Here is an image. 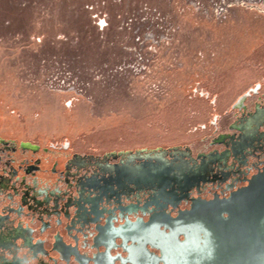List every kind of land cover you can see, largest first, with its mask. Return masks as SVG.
Instances as JSON below:
<instances>
[{
  "label": "rangeland",
  "instance_id": "obj_1",
  "mask_svg": "<svg viewBox=\"0 0 264 264\" xmlns=\"http://www.w3.org/2000/svg\"><path fill=\"white\" fill-rule=\"evenodd\" d=\"M257 85L258 96L251 93ZM246 93L245 107L234 108ZM262 93L264 0H0V139L16 150L0 148V174L12 177L6 170L16 161L19 178L11 195H0V213L24 206V179L34 195L37 186L67 198L66 206L74 203L78 178L95 173L92 165L68 169L74 155L96 160L174 147L194 158L225 152L215 139L238 133L233 125L261 103ZM23 141L38 153L19 150ZM148 197L125 200L144 204ZM112 203L104 199L102 210L114 209ZM43 212L24 208L11 219L36 230ZM44 213L51 224L37 234L49 251L44 264H67L49 243L57 229L70 240L48 218L52 212ZM69 214L71 225L79 221L74 206ZM86 241L78 248L91 255Z\"/></svg>",
  "mask_w": 264,
  "mask_h": 264
},
{
  "label": "bare ground",
  "instance_id": "obj_2",
  "mask_svg": "<svg viewBox=\"0 0 264 264\" xmlns=\"http://www.w3.org/2000/svg\"><path fill=\"white\" fill-rule=\"evenodd\" d=\"M55 83L58 88L62 87V83ZM243 99L241 96L234 108L245 107ZM261 121H264V115L255 124L245 127L244 123L242 128H237L241 131L237 141L224 134L215 139V144L227 145L224 155L219 156L215 151L201 154L196 160L188 149L176 150L178 147L128 151L123 153L130 154L131 159H123L121 152L118 164L105 165L113 167L112 173L101 171L99 166L97 172L103 182L107 179L113 185L126 188L129 194L151 193L153 205L160 210L167 204L176 206L193 186L198 187L200 181H208L215 167L219 168V163L225 162L226 153L241 155L252 146L256 140L253 137L255 128ZM220 199L219 196L209 202L193 199L191 211L181 213L178 220L170 219L171 216L161 211L151 216L150 226L141 224V221L128 222L117 231L127 250L128 261L147 264L142 249L149 243L159 249L163 264H229L241 256L244 258L240 263L264 264V173L253 175L247 187L232 193L228 200ZM160 224H164L163 230L158 229ZM253 232L256 237L252 236ZM181 233L183 237L179 236ZM128 240L136 242V245L125 246ZM158 260L154 258L153 264ZM95 263L97 260L94 259Z\"/></svg>",
  "mask_w": 264,
  "mask_h": 264
},
{
  "label": "flooded vegetation",
  "instance_id": "obj_3",
  "mask_svg": "<svg viewBox=\"0 0 264 264\" xmlns=\"http://www.w3.org/2000/svg\"><path fill=\"white\" fill-rule=\"evenodd\" d=\"M260 89H262V86L257 85L253 93L258 96ZM260 96L261 97H259L258 100H262L261 103H256L251 111L246 112L245 115L233 125L232 131L239 133L232 135L234 141H237V138L241 135V131L237 130V128H242L241 126L244 123L245 127L255 124L259 118L264 115V93ZM249 97V94H247L244 97L243 102ZM256 108H258V112L254 113ZM248 114L250 115L247 116ZM263 126L264 121H261L256 128L254 127L256 132H254L253 137L256 140L253 142L252 146L245 150L244 153L241 152V155L234 154V152L231 154L226 153V157H224L225 162L223 161L222 163H219V168L217 166L215 167L213 177L203 183L200 181L201 184L198 187L193 186L189 192L184 194L186 198L181 199L176 206L167 204L161 210L153 205L154 201L151 193H148L149 197L144 204L136 203L135 201H126L125 197L140 200V196L143 193L129 194L127 189L122 186H117L116 184L113 185L112 183H109L107 179L104 182L102 181V176L97 172L98 166L101 171L103 170L112 173L111 169L113 167L108 168L105 165L108 163L112 165L115 164L111 163L112 161H117L119 163L121 157H118V154L121 152L123 159H131L130 154L123 153L128 151L110 152L96 160L89 158L93 156L74 155L67 164L68 169H70L71 165L74 166L72 167L74 170L88 168L92 165L95 166V173L91 176L78 178L77 189H79V198L76 199L74 203L67 206V198L65 199L59 196V198L56 199V193L50 194L45 189L38 188L37 186L34 191L35 195L31 189L27 191L26 187H29L30 185L26 184V179H24V186L21 188L24 197L23 200H26L24 206L22 207L20 205L18 208H11V213H0V264H30L27 262V257L19 255V244H22L25 247L27 254L31 258H38V261L35 264H44L41 256L49 257V251L45 247V240L37 237V234L40 233V235H43L51 228L50 221L44 219L47 217V213L44 212L50 211L52 213L48 218H52L54 225L60 227L62 232L70 240V243L66 242L63 234L58 229L52 234L49 249L51 252L55 253L62 262L67 264L70 261H73L75 264H94V262L89 260L95 259L97 260V263L95 264H111L112 260H114V264H131L130 261H126V263L124 262L125 260H128V253L123 247L121 237L117 236V231L123 228L128 222H132L133 224L138 223V221H141V224L146 223L152 215H156L161 211L162 213H166L172 218H175L178 215V212L191 210L190 206L193 199L211 201L214 200L215 196H219L221 199L228 198L232 192L246 187L247 182L253 175L264 173V131L261 129ZM0 148L5 150H3V152H16L14 148L10 149L9 142L3 139H0ZM21 149L35 154L39 151V147L29 141H23L19 150ZM178 149L179 148L176 150ZM137 151L131 152L134 153ZM188 151L190 156H192V152L189 149ZM224 153L225 152H219V156L224 155ZM6 154L10 156L9 153ZM114 157L117 158L114 160ZM192 158L197 159L198 157L194 158L192 156ZM0 161L5 162V160H1V157ZM229 161L233 164L232 166ZM15 164L16 161H13L12 164L8 165V169L6 170V172H12V177L0 174V195H11L16 190L14 177H17L18 180L19 178ZM252 170L255 172L251 173ZM30 171H32V168H29V172ZM93 191L96 192L95 195L93 194ZM206 191L212 193L210 198L201 196ZM87 192L90 193L86 194ZM223 193H226V195L221 197L220 194ZM104 199L108 202L114 200L115 203L110 204L114 209L105 207V211L102 210L100 204ZM71 201L72 199L69 200V202ZM182 204H187V207H181ZM72 206L77 209L76 219L79 220L73 225L70 223L69 214V208ZM24 208L30 212L44 210L43 213H40L41 219L39 220L38 229L33 230L29 226L15 224V221L11 219V214L16 216L21 215L22 213L18 212H22ZM89 227H92L94 231L90 236H88L90 234ZM86 239H89V241H86ZM83 240L86 241L87 245L91 248V255L84 254L79 250V243ZM63 243L71 247H66ZM125 243V246L136 245V242L132 243L130 240ZM143 251L147 260L150 254L157 258L161 257L159 249L152 247L149 243L144 245ZM75 257L78 258L79 263L75 261ZM64 258L68 261H65ZM54 264H57L56 261ZM157 264H162V262L158 261Z\"/></svg>",
  "mask_w": 264,
  "mask_h": 264
},
{
  "label": "water",
  "instance_id": "obj_4",
  "mask_svg": "<svg viewBox=\"0 0 264 264\" xmlns=\"http://www.w3.org/2000/svg\"><path fill=\"white\" fill-rule=\"evenodd\" d=\"M247 187V186H246ZM246 187H244V188H246ZM241 189H243V188H241ZM241 189H237L236 191H234V192H232V193H235V192H237V191H239V190H241ZM231 193V194H232ZM230 194V195H231ZM230 198V196L228 197V198H224V199H220V200H228ZM196 200H200L201 202H204V200H202V199H196ZM211 201H213V200H211ZM205 202H209V201H205ZM190 208H191V206H190ZM191 210H189V211H180V212H178V215L175 217V218H172V217H170V219H172V220H178L179 218H180V214L181 213H185V212H190ZM165 215H167L166 213H164ZM167 216H169V215H167ZM129 223H131V224H133L132 222H129ZM142 224H144L145 226L146 225H152V222H151V217L149 218V220L146 222V223H142ZM161 228V230H163V228H164V224H160L159 226H158V229H160ZM167 230H168V228H166ZM263 229H264V223H263ZM167 233H168V231H167ZM180 237H183V233H181L180 235H179ZM252 236L253 237H256V233L255 232H253V234H252ZM184 239H182V240H180V241H183ZM131 241V240H130ZM66 247H71V246H69V245H66L65 243H63ZM152 247H154V248H157V247H155V246H152ZM144 249V248H143ZM142 249V250H143ZM158 249V248H157ZM57 250V249H56ZM56 252H58V251H56ZM71 255V254H70ZM154 258H157V257H155L154 255H152V254H150L149 255V257H148V263L147 264H153V260H154ZM146 259H147V257H146ZM159 260L158 261H161L162 262V264H163V261L161 260V257L160 258H158ZM64 260L65 261H68V260H66L65 258H64ZM123 260V259H122ZM75 261L77 262V263H79V260H78V258L77 257H75ZM89 261H92V262H94V259H90ZM126 261H128V260H126ZM125 261V262H126ZM111 264H114V260H112V262H111ZM157 264V263H156ZM229 264H234V263H229ZM243 264V263H242Z\"/></svg>",
  "mask_w": 264,
  "mask_h": 264
},
{
  "label": "built area",
  "instance_id": "obj_5",
  "mask_svg": "<svg viewBox=\"0 0 264 264\" xmlns=\"http://www.w3.org/2000/svg\"><path fill=\"white\" fill-rule=\"evenodd\" d=\"M102 23H104V19L103 18L102 19H98L97 25H100V27H101ZM104 25H105V23L102 26H104Z\"/></svg>",
  "mask_w": 264,
  "mask_h": 264
},
{
  "label": "crops",
  "instance_id": "obj_6",
  "mask_svg": "<svg viewBox=\"0 0 264 264\" xmlns=\"http://www.w3.org/2000/svg\"><path fill=\"white\" fill-rule=\"evenodd\" d=\"M253 93V92H252ZM248 93L244 94L243 96L245 97Z\"/></svg>",
  "mask_w": 264,
  "mask_h": 264
}]
</instances>
